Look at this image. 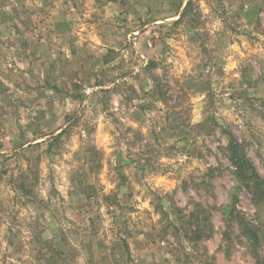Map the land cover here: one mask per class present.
<instances>
[{
	"label": "rangeland",
	"instance_id": "374dc122",
	"mask_svg": "<svg viewBox=\"0 0 264 264\" xmlns=\"http://www.w3.org/2000/svg\"><path fill=\"white\" fill-rule=\"evenodd\" d=\"M231 139L264 178V0H0V264H255Z\"/></svg>",
	"mask_w": 264,
	"mask_h": 264
},
{
	"label": "trees",
	"instance_id": "16d2710c",
	"mask_svg": "<svg viewBox=\"0 0 264 264\" xmlns=\"http://www.w3.org/2000/svg\"><path fill=\"white\" fill-rule=\"evenodd\" d=\"M191 1H189L188 5ZM187 5V7H188ZM186 7V8H187ZM67 130L50 138L49 149H53L55 142L59 141ZM229 157L233 163V174L238 185L247 188L251 198L255 202L264 201V178L261 177L255 167L253 160L249 157L246 146L238 139H231L228 143ZM234 200L221 208L224 215L227 230L224 235L231 239L229 230L237 227L238 236L241 238L246 249L254 256L255 264H264V256L260 252V246L263 244L264 235L258 225L250 223L240 213L234 210ZM198 210L190 216V222H195L194 234L198 237H210L214 233L212 222V211L208 209L207 214L201 215L199 207L203 204H196ZM59 253V252H58Z\"/></svg>",
	"mask_w": 264,
	"mask_h": 264
}]
</instances>
